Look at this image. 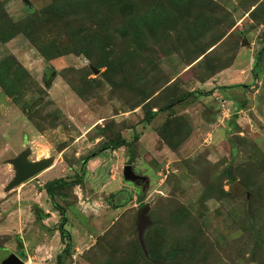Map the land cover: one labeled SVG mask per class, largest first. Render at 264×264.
Wrapping results in <instances>:
<instances>
[{"label": "rangeland", "instance_id": "obj_1", "mask_svg": "<svg viewBox=\"0 0 264 264\" xmlns=\"http://www.w3.org/2000/svg\"><path fill=\"white\" fill-rule=\"evenodd\" d=\"M258 51L264 0H0V247L24 264H58L67 242L60 264H264ZM27 147L53 162L5 190ZM82 168L54 191L63 239L44 185Z\"/></svg>", "mask_w": 264, "mask_h": 264}, {"label": "water", "instance_id": "obj_2", "mask_svg": "<svg viewBox=\"0 0 264 264\" xmlns=\"http://www.w3.org/2000/svg\"><path fill=\"white\" fill-rule=\"evenodd\" d=\"M25 1L28 2V0ZM30 152V148L27 147L26 149L20 151L14 158L9 160L13 166L14 176L6 184L4 188L5 190H10L21 182L40 173L53 162V158L51 157L39 160H30L28 158ZM122 175L127 181H142L145 184L148 182V177L143 174L136 173L131 164H125L123 166ZM148 212L149 206L147 204L141 205L136 212L135 221L137 238L145 256H148V251L145 245L144 233L145 230L152 224ZM0 264H24V262L20 256L12 252L10 249L0 247Z\"/></svg>", "mask_w": 264, "mask_h": 264}, {"label": "trees", "instance_id": "obj_3", "mask_svg": "<svg viewBox=\"0 0 264 264\" xmlns=\"http://www.w3.org/2000/svg\"><path fill=\"white\" fill-rule=\"evenodd\" d=\"M264 52L263 51H258L256 54H255V62H254V65L257 66L259 61L262 59V56H263ZM231 86H228V85H222V86H215L213 88H211L210 90H192V91H187L185 92L180 98L179 100H183L187 97H189L190 95H197V94H202V95H208V94H213L215 93L216 91L218 90H221V89H226V88H229ZM172 104H168L166 106H163L161 108H159L157 111H149L146 113L145 117H144V121H150L151 119H153L156 114L159 112V111H163V110H166V109H169L171 107ZM134 138L135 139H138V133L137 132H134ZM127 143V141L124 139V138H121L120 140H115L113 141L112 143L106 145L104 148H110V149H115L121 145H125ZM83 168L81 169V172H80V175L77 176L76 178H72L70 180H65V179H62V178H56V179H52L50 181H47L44 185V188L47 192V195L51 198L52 200V204L61 212L62 214V219H61V222L59 224V233H60V236L64 239V238H67L69 239V234L67 232V230L63 227V224L65 223L66 221V215H65V212L63 210V208L61 206H59L57 204V202L54 200V191L55 189H58V188H62V187H67L69 185H76V184H80L82 182V174H83ZM146 232V230H145ZM138 239V238H137ZM144 240H145V233H144ZM69 241V240H68ZM139 242V241H138ZM140 245V244H139ZM145 245H146V242H145ZM141 248V247H140ZM147 248V246H146ZM68 249V242L66 243L65 247L63 248V250L57 255V262L58 264H60L61 260V255L63 252H66ZM142 250V249H141ZM147 251H148V256H145L147 259L151 260V261H154L155 258L153 256H151V253L149 251V249L147 248ZM143 252V251H142ZM144 254V253H143ZM175 258V256H169V260H173Z\"/></svg>", "mask_w": 264, "mask_h": 264}]
</instances>
